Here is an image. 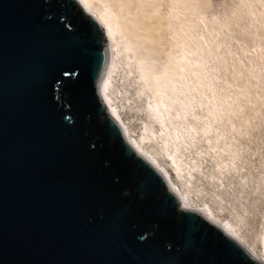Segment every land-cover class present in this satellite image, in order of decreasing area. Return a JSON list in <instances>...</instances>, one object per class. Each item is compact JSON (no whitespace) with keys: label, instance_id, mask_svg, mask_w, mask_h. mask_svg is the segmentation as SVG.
<instances>
[{"label":"water","instance_id":"obj_1","mask_svg":"<svg viewBox=\"0 0 264 264\" xmlns=\"http://www.w3.org/2000/svg\"><path fill=\"white\" fill-rule=\"evenodd\" d=\"M110 59L79 0H0V264H264L129 144Z\"/></svg>","mask_w":264,"mask_h":264},{"label":"rangeland","instance_id":"obj_2","mask_svg":"<svg viewBox=\"0 0 264 264\" xmlns=\"http://www.w3.org/2000/svg\"><path fill=\"white\" fill-rule=\"evenodd\" d=\"M92 2L97 16L113 11L119 23L103 86L112 105L137 138L148 137L145 150L171 169L190 205L232 225L262 258L264 0ZM183 49L189 71L178 62ZM176 73L179 82L166 88V127L150 108L160 99L158 76ZM166 133L180 137L178 168Z\"/></svg>","mask_w":264,"mask_h":264},{"label":"bare ground","instance_id":"obj_3","mask_svg":"<svg viewBox=\"0 0 264 264\" xmlns=\"http://www.w3.org/2000/svg\"><path fill=\"white\" fill-rule=\"evenodd\" d=\"M79 2H80V4H82V5H84L87 9H88V11H89V13L91 14V15H95V16H97L95 13H94V11H93V7H94V5H93V2H92V0H79ZM98 17V19H99V21H100V23L102 24V25H104V27L106 28V30H107V32H108V34H109V36H110V43L112 44V41H113V39L115 38L114 37V35H115V32H116V30L118 29V27H117V25H119V23H117V16H116V13H114L113 11H112V13H104V12H100V15H98L97 16ZM187 38V37H186ZM186 47H188V46H186ZM185 47V48H186ZM190 47V46H189ZM188 47V48H189ZM190 49V48H189ZM189 52L186 50V49H183L182 51H181V54L179 55V57H178V62H179V64H180V66L183 68V70H186V71H189V67H188V62H189V59H188V57H189ZM113 55V47H112V45H111V56ZM110 63H111V59H110ZM150 69L149 68H145L144 69V71L145 72H148ZM174 74V73H173ZM108 76H107V73H106V75L104 76V78L101 80V91L103 92V94H104V96H105V98H106V101H107V104H108V106H109V108L111 109V112H112V114L122 123V125H123V127H124V130H125V133H126V136H127V139H128V142H129V144L130 145H132V146H134L143 156H145L149 161H151L157 168H159L161 171H162V173H163V175L166 177V179H167V182H168V185H169V187H170V189L174 192V193H176V194H178V195H180L182 198H183V202H182V209H196V208H194L192 205H190V202H189V199L188 198H185L181 193H180V191H179V188L177 189V187H176V185H175V183H174V181H173V179H172V173H171V169H169L168 167H165L164 165H162V163L159 161L160 159H158V158H155V157H153V153H151V154H148L147 152H149V151H147V149L145 150V148H144V146H145V142H143V140L145 139L146 140V138H148L147 136H142V137H139V138H137L136 136H135V134L133 133V132H131V130L128 128V126H127V124H126V122H125V120H124V118H123V116H122V114H121V112L119 111V110H117L113 105H112V102H111V99H110V97H109V94L105 91V89H104V84H105V82H106V79H108L107 78ZM179 75H177V73L175 74V76L174 77H171V76H169V75H159L158 76V78H157V84H158V86H159V88L160 89H158V94H159V97H160V99H158L157 101H156V104L155 105H152L151 106V108H150V110H151V116L153 117H155V119L157 120V122H159L160 124H165V126L167 127V123H166V114H168L169 112H170V107L168 106V104L166 103V101H165V98L168 96V93H167V91H166V88H167V85H168V82H172L173 83V85L174 86H176V83H178L179 82ZM107 83V82H106ZM108 84V83H107ZM107 87V86H106ZM147 135V134H146ZM164 137V136H163ZM164 140V143H165V141H166V143L168 142V143H170L171 144V146H172V144L174 145V148H170L171 149V151H168V145H167V153L169 152V156H171L172 158H171V160L173 159L174 160V163H175V166H177V168H178V166H182V165H179L178 163H177V160H178V162H179V159L176 157V156H174V154L173 153H175V155H176V151L178 150V148L180 147L179 146V144H180V142H181V140H180V137L179 136H175V135H172V133H166L165 134V137L163 138ZM144 144H143V143ZM181 145V144H180ZM179 146V147H178ZM169 149V150H170ZM177 154H178V151H177ZM168 156V157H169ZM177 156H180V155H177ZM182 157V156H181ZM180 157V158H181ZM176 158H177V160H176ZM172 160V161H173ZM182 160V159H181ZM181 162V161H180ZM183 162V161H182ZM184 164V163H183ZM180 168V167H179ZM184 169H181V171H183ZM178 172H180V169H179V171ZM185 173V172H184ZM179 175H180V173H179ZM181 175H182V173H181ZM180 175V176H181ZM183 175H185V174H183ZM196 210H198V211H201V210H199V209H196ZM202 213H204V214H206L208 217H210L211 219H213V220H215V221H217L214 217H215V214L211 211V210H209V211H201ZM212 213L214 214V217H213V215H212ZM218 222V221H217ZM218 223H220V222H218ZM223 227H225L226 229H227V232L230 234V235H232V236H234V237H236V238H238L239 240H241L240 239V237H238L233 231H232V229L234 228L232 225H229V226H227V225H223L222 223H220ZM233 227V228H232ZM236 229V228H235ZM234 230V229H233ZM235 231V230H234ZM236 231H237V229H236ZM235 231V232H236ZM242 241V240H241ZM243 242V241H242ZM243 244L245 245V243L243 242ZM246 246V245H245ZM246 248L257 258V259H260V260H262L263 262H264V242H263V245H262V248H263V257L261 258V257H259V256H257V254L255 253V251H253L252 249H250L249 247H247L246 246Z\"/></svg>","mask_w":264,"mask_h":264},{"label":"trees","instance_id":"obj_4","mask_svg":"<svg viewBox=\"0 0 264 264\" xmlns=\"http://www.w3.org/2000/svg\"><path fill=\"white\" fill-rule=\"evenodd\" d=\"M70 82H71V79H68L67 83H70ZM85 127L91 129V127H89V125H86V124H85ZM91 156H92L96 161H100L99 158H98V156H97V153L92 152V153H91ZM110 174L115 178V174H114L113 172H110ZM148 226H149V228H154V226L151 225V224H148Z\"/></svg>","mask_w":264,"mask_h":264}]
</instances>
